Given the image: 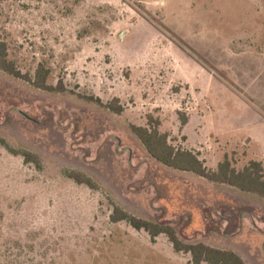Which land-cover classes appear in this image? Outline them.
<instances>
[{
    "label": "rangeland",
    "instance_id": "rangeland-1",
    "mask_svg": "<svg viewBox=\"0 0 264 264\" xmlns=\"http://www.w3.org/2000/svg\"><path fill=\"white\" fill-rule=\"evenodd\" d=\"M0 41L63 87L0 70V264H193L115 207L264 264L262 197L168 168L131 132L151 115L207 169H264V0H0Z\"/></svg>",
    "mask_w": 264,
    "mask_h": 264
},
{
    "label": "trees",
    "instance_id": "trees-1",
    "mask_svg": "<svg viewBox=\"0 0 264 264\" xmlns=\"http://www.w3.org/2000/svg\"><path fill=\"white\" fill-rule=\"evenodd\" d=\"M0 70L15 78L32 82L36 88L44 91L58 92L63 89L62 84L57 87L48 84L49 71L42 66L36 70L33 80L27 75H22L10 61L7 45L3 41H0ZM182 122L185 123L186 119L183 118ZM159 128L160 121L151 115L147 116V127H131L132 134L156 161L168 168L193 173L210 182L226 184L264 199V169L260 162L250 161L243 169L237 170L232 160L225 156L216 170L207 169L197 154L170 144L168 135L162 133ZM2 144L11 154L22 156L25 162L40 165L36 155L27 151H15ZM63 174L78 184H85L91 189L96 188L95 183L83 173L65 170ZM123 220L128 221L136 230H144L152 239L162 234L166 235L176 252L190 254L193 264H245L243 259L232 250L217 249L203 243L186 244L172 227L135 218L115 207L111 221L117 223Z\"/></svg>",
    "mask_w": 264,
    "mask_h": 264
}]
</instances>
